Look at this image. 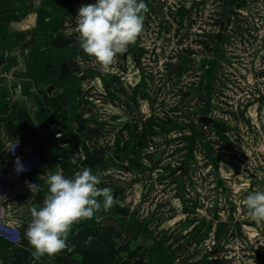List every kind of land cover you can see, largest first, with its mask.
I'll return each instance as SVG.
<instances>
[{
    "label": "crops",
    "instance_id": "obj_1",
    "mask_svg": "<svg viewBox=\"0 0 264 264\" xmlns=\"http://www.w3.org/2000/svg\"><path fill=\"white\" fill-rule=\"evenodd\" d=\"M154 1L158 8L160 5L158 0ZM161 1L166 2L165 5L171 6L172 4V0ZM95 2L96 0H0V172L4 173L8 179L11 191V213L16 215L20 226L23 227L20 228V233H17L12 241L14 252L9 264H81L80 256L69 257L63 251L55 257L44 256L35 260L31 256L32 249L28 244L25 231L31 220V208L36 206L39 209L48 194L47 176L50 173L61 171L66 178H71L76 171L85 167L91 168L93 174L99 172L101 184L98 187L110 188L115 202L107 212L98 213V215L104 216V220L100 223H97L93 218L74 225L68 243L78 233L94 230L99 238L93 239L90 244L84 243V247L100 248L102 238L117 237V234H122L124 237L129 233L131 236L135 235L129 241L133 245L141 247L139 258H142V252L143 250L145 252L146 246L143 244L144 239H141L143 235L134 234L135 232L130 229L127 231L128 224H133L132 226L138 233H143L145 228L153 230V235H150L157 246L152 250L148 249L151 251L149 255L153 256H151L153 263L162 264L163 259H169L168 264H227V259L220 258L227 257L229 253L219 251L216 254L217 252L214 251L215 248L227 241L225 238H221V231L216 235L211 234L215 236V248L208 250L212 251H205L202 248L199 255L194 254V250H196L194 248L200 242L198 239H202L203 235H206L197 229L204 230L206 225L209 229L211 226L207 221L203 222L209 212L203 215L200 220L193 219L194 225L191 226H195L194 229L197 231L190 230L183 240H180L181 237L178 236L168 238L169 232L167 236L156 233L154 231L156 227H150L151 224H148L147 218L159 202L163 203L164 210L167 209L166 205L170 202L166 197L172 194L173 189L168 183L161 184L165 179L159 178L161 182H157L159 179L155 173L136 175L128 172L124 169V160L114 158L117 149L124 146L126 139L124 137L119 139L118 134L122 131V135L125 134L126 137L128 133V130H124V124L122 128L118 124L123 120H127L128 124L131 121L139 123L138 119L140 117L143 119V112L140 111L139 116L133 114L132 116L131 112L125 114L124 108H119L120 106L115 109L111 107L113 112L119 113L120 119L115 121L108 110L107 105L110 102L106 101L108 104L105 103L103 106L102 103L105 101L98 103L99 101H95V98L89 94L93 86L92 79H82L85 69L93 68L96 65L91 57L83 55L79 47L75 19L81 5ZM146 5L149 10V7L154 4L147 1ZM164 9L167 11L166 8ZM185 12L184 9L179 10L180 27H183ZM148 14V12L144 13L145 22L152 20V17H147ZM151 36H153L152 32L149 33V30L144 27L142 33L143 40L145 39L142 42L144 47ZM148 47L146 46V48ZM151 52L153 53V49ZM207 54L209 53L199 52L194 54L193 59L195 62H203ZM202 103V99H199L198 106H201ZM98 112H101L102 115H99ZM218 118L222 123L231 120V124L237 129L234 134L235 138L230 135L231 141L235 144L234 148L228 147L226 140L223 143L224 148L228 147L227 150L225 149V153L220 154L223 165L216 168V165L207 159V157L215 158L213 146L207 144L206 153L203 143L193 140L196 149L192 153L195 159L191 168L192 172H195L197 163L201 165L207 161L209 163L205 170L209 183L208 198L219 193L221 179L225 181L228 179L226 171L230 160L226 154L229 151L232 152V160L239 162L246 169L248 168L246 162L248 159L245 157L253 151L244 143L248 136V127L245 124H249V121L239 120L237 124L234 113L231 115L229 112L221 113ZM242 118L251 120L258 116L247 113L244 117H240V119ZM31 123L33 124L31 125ZM187 127L190 125L187 124ZM206 134H209V139H216L212 127ZM182 143L184 142L182 141ZM12 144H17L14 153L10 152L9 148V145ZM173 148L181 157H187L188 153L186 154L181 145H175ZM171 150L172 146L166 153L168 159L171 158ZM73 155L77 156L76 164L69 163V158ZM17 157L20 158L26 169L21 173H17L15 170ZM188 157H191L190 154ZM257 169L260 170L261 167L257 166ZM220 172L223 174L220 175ZM200 173L198 172V175ZM257 173L256 175L259 174ZM186 183L184 193L187 194L186 196L191 194L194 197L196 192L190 190ZM144 193L149 199L144 198ZM210 194L212 195L210 196ZM100 199L102 200V198ZM142 200L146 202L136 218L133 213L134 208L139 206ZM21 207L24 213L18 211ZM205 207L209 208V200ZM171 208L169 211L165 210L163 214H168V217L179 214L178 209ZM109 217L114 218L119 225L125 227L124 231L118 232L119 228L116 226L113 228L114 224L106 221ZM168 226L171 232L175 228L178 231L187 229V227L184 228V225ZM100 227H103L102 230L105 233L98 232ZM160 227L163 228V226ZM109 231H111L109 235H106ZM209 236H207L203 247L209 238L213 239ZM180 243H183L184 247ZM251 243L255 248L252 251H247L248 253H244L240 249L228 251L232 255V262L228 261V263L240 264V259L247 257L243 254H250L251 257L253 254L258 255L256 248L258 242L251 241ZM188 250L193 252V256L188 253ZM251 257L246 260H251ZM255 264H259L257 259Z\"/></svg>",
    "mask_w": 264,
    "mask_h": 264
},
{
    "label": "flooded vegetation",
    "instance_id": "obj_2",
    "mask_svg": "<svg viewBox=\"0 0 264 264\" xmlns=\"http://www.w3.org/2000/svg\"><path fill=\"white\" fill-rule=\"evenodd\" d=\"M147 1H150L154 5L152 7H149V10L147 11L149 14L147 17H152L151 21H144V27L147 28L152 32L154 36V43L151 44L148 48L144 47L142 44L143 40L142 35L138 38L137 42L134 45H130L128 48V51L123 55H118L116 58V62L112 65L109 71L107 72H101L98 70V66L96 65L93 68L85 69V71L82 74L83 80H90L93 81V86L91 87L89 94L91 97L95 98V101H105L102 103L103 106H105L106 101L110 102L111 107L115 109V107L120 106L119 108H124V113H130V115H137L139 116L141 114V109L143 112V121L144 124L143 129L147 126V122L151 120L153 117H156L155 126L153 127L156 135H152L150 138L148 137L149 147L148 149H143L145 142L138 141L137 143L134 142L136 139V136L140 132V125L139 126H133L131 128V132H129L128 136L124 137L125 142L123 147H119L117 150V153L114 155L115 159L124 160V169L128 172L134 173V166L133 164L137 165H143L145 167H148V169L151 168L152 162L155 160H158L159 157H166L167 151L172 146V150L170 153L171 158L168 159L172 163H169V165H166V169L170 170L168 174H165V181H169V185L173 189L174 192V198L178 204V208H180V211H186L188 214V220L183 221L180 223L183 224L186 222L185 225H194L193 219L200 220L203 218V214L207 206V202L209 200L207 187L209 186L208 178L205 174V170L207 165H209L208 161L204 164L197 163V168L195 169V172L193 173L191 168L193 166V162H195L193 158V151L195 152V145L193 144V140L199 141L203 143V145L206 147V153H207V144H210L213 146L215 150V158H209V162L214 163L216 165V168L223 165V160L221 157V153H225V149L230 146L231 149L234 148V143L231 141L230 135L235 138V133L237 132V129L234 125L231 124V120H227V122H221L218 116L220 117V114L225 112L222 111L219 105L213 104V97L219 98L218 95H214L210 93L209 85H210V79H209V73L207 75L208 70L212 69V65L214 64V69H221L223 71V64H219L215 62V57H217V52H219L222 47L225 48L227 45V42L225 40L222 41L223 36H211L207 31L209 28H214L216 25L219 27L218 30H220L219 22H213L210 25H204L203 26V32L202 35L206 38H204L199 32L196 36H194L193 42L194 48H197L200 45V42L202 44H205L200 51H196L197 54L199 52L209 53L207 54L206 59L203 62H195L193 57L194 54L189 52L188 58L186 57L185 53L182 52V54H178V51L181 45L180 41H178L179 36L177 33L174 34V36L168 35L167 32H170L172 28L174 27V21L171 19H174L175 17H179L178 12L175 11V8H179L178 6H169L165 5L166 2L158 0V4H160L157 8L156 3L154 0H145V3ZM197 3H192L191 7L186 9V16L183 19L182 22L183 27H187V21L188 18H201L202 13L200 11L203 9V6L208 5L209 1L211 0H196ZM252 2H255L257 0H250ZM200 2L202 4H200ZM236 7H242L243 5L246 7V9L250 12V15L254 19V21H260L257 19V16H261L253 14V6H251V2L248 0H236ZM249 2V3H247ZM253 3V5H258ZM173 4V3H172ZM171 4V5H172ZM167 11H165V9ZM237 9V8H236ZM170 11V13H169ZM195 11V15L193 12ZM255 11L258 12V9ZM152 15V16H150ZM241 14L238 16L240 17ZM248 18V17H247ZM178 19V18H177ZM193 20V19H192ZM247 20V19H246ZM240 21V20H239ZM236 21L235 26L237 27L236 34H237V42L235 43L234 49H236V55L234 54V65L230 66L232 68H236L237 70V82H239V85H246L248 83L250 86L257 83V81H253L249 77H246V73L243 72L242 68L250 69L251 67H256L258 63H264V34L263 36H259L263 33L261 30H249L246 29L243 31L241 27V23H244L245 20H241L239 22ZM250 21V20H249ZM261 25L262 22H261ZM192 26V24H191ZM152 28V29H150ZM257 28V27H256ZM205 31V32H204ZM219 33V32H218ZM182 37L184 39H191L193 35L188 36V32L186 30L182 31ZM261 39V40H259ZM217 40V42L215 41ZM259 40V41H258ZM150 41V39H149ZM148 41V42H149ZM206 41H208V45L206 46ZM258 41L259 47L256 49H253L249 52H244V46L249 45L250 43L254 45ZM213 43V44H212ZM212 44V45H211ZM210 45V46H209ZM151 49H153V53L151 52ZM223 51L225 49H222ZM221 50V51H222ZM186 52V51H185ZM85 56L86 54L83 53ZM249 59V60H248ZM236 60V61H235ZM228 61V62H227ZM223 62L228 63L231 65L230 59H226L224 57ZM250 62V63H249ZM244 63V64H243ZM219 64V66H218ZM249 64V66H247ZM200 67H198V66ZM155 70L158 76V80L160 83V86H158V90H156L155 94L158 96L160 101H158L156 98L153 99L155 107L150 106V99H144L141 98L140 95H137L138 100H143L145 104L137 107L132 108L131 104L129 102H126L123 98V92L124 89L122 86H126L127 88H131V81L129 78L121 77L122 73H125L126 75L132 71H134L133 76H137L138 82L136 84H133L132 88H136V91L143 90V96H145L146 87L147 89H154L151 88L150 80H154L152 76L147 77L145 71ZM119 68V70H117ZM234 68V69H235ZM264 69V67H263ZM150 71V72H151ZM205 74L200 75V73ZM154 72L149 73L153 74ZM120 74V76L118 75ZM117 82V83H116ZM142 83V85H141ZM264 83V81H263ZM262 83V84H263ZM191 84V85H190ZM184 85V87H182ZM168 87L173 88V90H169ZM179 87H182L185 89V91L182 92L181 98H183L186 101H189L188 103H191V111L194 112L192 114L191 112L188 113L187 118L191 120L190 126L191 127H185L183 128L182 125H177L176 122L172 120L171 117L173 115V118L177 119V117L180 115L177 112L181 111L180 109L176 108L175 103L178 101L175 99L177 96L176 91H174V88L178 89ZM248 91H250V88H248ZM168 92V95L167 93ZM173 92V93H172ZM126 94V93H125ZM139 94V93H138ZM214 95V96H213ZM133 96V95H132ZM165 96V97H161ZM98 99V100H97ZM102 99V100H100ZM128 99H130V96H128ZM171 99L173 101H171ZM199 99H202L201 106H198ZM162 100L165 101V105L163 107L167 109L170 112V115H166L162 111L158 110V107L160 105V108L162 107ZM249 103L241 107L243 110H240L239 113L235 112V108H233V111H230L229 113H234V116L236 117L235 121L238 124L241 116H245V114L250 113L257 116V113L252 111V108L258 107L260 111H264V90H259V92L255 95H251L249 98ZM178 104V103H177ZM134 106V104L132 103ZM179 105V104H178ZM100 107V106H99ZM130 107V111L127 109ZM140 108V109H139ZM146 109H149V111H154L152 113H146ZM193 109V110H192ZM225 109V108H224ZM100 111V110H99ZM133 112V113H132ZM145 113V114H144ZM112 114V113H111ZM132 115V116H133ZM147 117V119H145ZM246 119V118H245ZM182 120V119H181ZM248 120V119H246ZM253 120V119H251ZM251 120H248L250 123H252ZM185 121V120H184ZM244 121V120H243ZM245 122V121H244ZM195 123V124H193ZM209 123V124H207ZM130 124L124 125V127H129ZM245 124V123H244ZM247 127L249 124H245ZM116 126V124H115ZM213 128V134L215 135L216 139L210 138L209 134L207 135V131H209V128ZM138 129V130H137ZM129 131V130H128ZM122 133V131H121ZM249 133V130H248ZM145 135H143L144 137ZM222 140V141H221ZM227 141V146L224 148V141ZM182 141L184 143H182ZM245 145H248L249 147H252L248 142H251L250 139L245 140ZM138 145V148H141L143 150V153H137L136 145ZM175 145H181L182 148L186 151V154L188 153L187 157H181L173 146ZM130 149L133 151H130ZM179 149V148H178ZM148 150V151H145ZM227 150V149H226ZM228 152V151H227ZM226 152V153H227ZM153 154V156H151ZM190 154L191 157H188ZM141 155V157H138ZM226 157L230 160L229 165H233L234 160L232 156V152H228L226 154ZM200 164V168L198 169V165ZM241 166V165H240ZM138 169V168H135ZM146 169L145 173H141L140 175H151L154 173V171H151V174L148 173L149 171ZM215 171V170H213ZM198 172H201L198 175ZM161 178V175L157 176V179ZM156 179V178H155ZM156 179V180H157ZM157 182H161V180H157ZM185 182L190 188V190H194L196 194H194V197L189 194L184 193L185 191ZM227 180L221 179V185L220 192L225 191V189L229 190L227 187ZM251 186H257L255 183H251ZM235 191V189H234ZM149 199V198H146ZM146 201L142 200L139 206L134 208V216L137 218L138 214L141 212L142 207L144 206V203ZM163 203L159 202V205L155 208L153 212H151L150 216L147 218L148 224L154 223V220L164 213V207L162 206ZM132 217V215H131ZM133 221V220H132ZM202 221V220H201ZM200 221V222H201ZM198 225V223H195ZM129 225V224H128ZM133 225V224H131ZM123 226L119 225V231H124ZM156 233L159 235H166L168 234V231L165 229H154ZM136 232V230H135ZM190 231H187L189 233ZM192 232V231H191ZM144 232H136L134 234H137L139 236L143 235ZM124 235L125 241H128L130 239H133L131 237ZM193 235V234H192ZM133 237L135 235H132ZM202 239H198L200 241L194 250L195 255H199L202 251L203 244L205 243L207 236L209 235H203ZM198 238V236L196 235ZM115 240V237H113ZM190 245V244H189ZM207 251H212L207 250ZM214 251H217L216 254L219 253L217 249Z\"/></svg>",
    "mask_w": 264,
    "mask_h": 264
},
{
    "label": "rangeland",
    "instance_id": "obj_3",
    "mask_svg": "<svg viewBox=\"0 0 264 264\" xmlns=\"http://www.w3.org/2000/svg\"><path fill=\"white\" fill-rule=\"evenodd\" d=\"M248 1L252 3L251 6H253V9H252L253 14L261 15V16H257V19L261 20L263 25H261L260 21H254V19L250 15V12L246 9L244 5L242 7H236V3H237L236 0H211L209 1L208 5L203 6V9L200 11V13H202L201 18H196V19L192 18L193 20L188 18L187 27H180L179 17L174 16V19H171L172 21H174V27L172 28L170 32H167V34L171 36H174L175 33L178 34L179 36L178 41L181 40L180 46H182L178 48L179 49L178 54H182V52H184L186 57L188 58V56L190 55V54L188 55L189 52L194 54L196 53V51H200L202 47L205 45L200 42V45L197 48H194V43L190 44L191 42H193L195 38L194 36H196L198 32L199 34L202 35V33L200 32H203L204 25H210L214 21L219 22L218 24L220 25V30H218L219 27L216 25L213 29L212 28L207 29V31H209L208 33L211 36H216V37H218V35L223 36L222 41L225 40L227 42L226 47L225 48L222 47V49H225V50L223 51L221 49L222 51L220 50L219 52H217L218 53L217 57H215L216 63L219 62V64H223V71L221 69H214L215 65L213 64L212 69L208 70L207 75L209 73L210 93L219 96V98L213 97V100H212L213 104L219 105L221 110L225 112L233 111V108L236 107L235 112L239 113L240 110H243L242 108H240V106L241 107L246 106L250 101L249 98L251 95L253 96L257 94L259 90H264V83H263L264 63L263 62L258 63L256 67H251L250 69L242 68L243 72L246 73V77L250 76V79H252L254 82L257 81V83L253 84L252 86H250L248 83H246V85L244 86L243 85L240 86L239 82H237L236 68L234 67L235 68L234 69L230 67L234 65L233 64L234 63L233 61L235 59L234 54L236 55V49H234V47H235V43L238 40L237 34H236L237 27L235 26L237 20L238 21L239 20L241 21L242 19L245 20L244 23H241L239 21L241 24L240 28L243 31H245L246 29L261 30L263 31V33L260 34L259 36H263L264 34V0H257L256 3L250 0ZM197 2L198 1L196 0H172L173 4L171 6H176V7L178 6L179 8H175V11L178 12L179 14L180 9L186 10L191 7L192 3H197ZM253 3L258 4V5H253ZM200 4L202 3L200 2ZM256 9H258V12L255 11ZM194 13L195 11L193 12V14ZM239 14H241L240 17L238 16ZM184 30L188 32L189 37L190 35H193V37L191 39H184L182 37V31ZM149 39L150 41L146 44L147 47L154 43V36L149 37ZM215 41L217 42V40ZM258 41L254 45L250 43L249 45L244 46V52L246 53V52L252 51L253 49L258 48L259 47ZM208 44H209L208 41H206V46ZM224 57H226V59H230L231 65L223 62ZM247 66H249V64ZM147 68H149V71L148 70L145 71L147 73L146 76L153 77L154 80H150V84H151L150 86L151 88H154V89L153 90L150 89L149 91V89H147L146 87L145 96L142 95L143 94L142 89L140 91H136V88L135 89L132 88L133 87L132 83L136 84L138 82V80L136 79L137 76H133L134 74H132L134 73V71L130 72L129 75L128 74L126 75L125 73L121 74V77L129 78L131 81V86H130L131 88H127L126 86H122V88L124 89V92H123L124 100L126 102H129L133 109L145 104V102H143L144 99H150V106L152 108L156 106L154 105V101H153L154 98L160 101L158 96H156L155 94L156 93L155 91L159 89L158 86H160L158 76L157 74H155L156 73L155 70L151 71L150 67L148 66ZM117 70H119V68ZM150 71L154 73L149 75V73H151ZM202 73L204 72L201 71L200 75H204V77H206V75ZM118 75L120 76V74ZM182 87H184V85H182ZM182 87H179L178 89L174 88V91H176L177 93V96L175 99L178 101L177 103L179 104L178 105L177 103H175V105H176V108L181 110L180 112L179 111L177 112L180 115L177 117V119L173 118V115L169 117H171L172 120L177 123V125H182L183 128H185L187 127V124L190 125L191 123V120L187 118L188 113L191 112L192 114H194V112L191 111V107H192L191 103H188L189 101H186L183 98H181L182 92L185 91V89ZM248 88H250V91H248ZM168 89L173 90V88L171 87H168ZM166 93L168 95V92ZM137 95H140V97L144 99L138 100ZM128 96H130V99H128ZM161 97H165V96H161ZM171 101L173 100L171 99ZM132 103L134 104V106L132 105ZM161 103H162L161 104L162 107L160 108V105H159L158 110L162 111L167 116L170 115V112L163 107V105L166 104L165 101L162 100ZM107 106H108V110L112 113V116L114 117L115 121L120 119L118 117L119 113L113 112V108H111L110 105H107ZM127 109L129 111L131 110L130 107H128ZM142 110L143 109H141V111ZM252 111L254 113L255 112L257 113L258 118L251 120L252 123L249 122V125H248L249 133H248L247 139L251 140V142H248V143L252 146L251 149H253V151L250 154H248V156L245 157L246 159H248L246 161L248 168L244 169L242 166H239L240 163L239 162L237 163L236 161L233 163V165L231 166L229 165L230 168L227 167V171H226V174L228 176L227 187L229 190L225 189V191H222L218 193L217 195L209 198L208 211H205L203 215L207 214L208 212L209 213L203 222L207 221L208 224L211 226H209V229L207 225L205 226L204 230L197 229L199 232H203V234H207L209 232V235L211 234L216 235V233L221 231L220 232L221 238H225L227 241L223 242L221 246H218L217 248H215V245H214L215 236L211 235L209 237L213 239L211 240L209 238L208 242L204 245L203 250L207 251L209 248L211 249L215 248L218 251H221V252L223 251V253L224 251L229 253L227 257L222 256L220 258L222 260L227 259V264H229L228 261L230 263L232 262V255L230 252L236 249H240L244 253L250 250L252 251L255 248V246L251 245L252 244L251 241L258 242L256 243L258 244V246H256V248L258 249V255L252 253L253 256L251 257L250 254H243V255H246L247 257H242L240 259V262H241L240 264H255L256 259L258 260L259 264H264V223L258 224L255 221H253L250 218L248 214V210L244 205V200L246 199V196L250 194L252 191H256V190L264 191V111H260L258 107L252 108ZM152 112L154 111H149V109H146V113L149 114ZM98 114L102 115L101 112H98ZM143 119L140 117V119H138L139 123H135L134 121H131V124L133 126L140 125L141 127L140 132L136 136V139L134 140V142L137 143L138 141H143L145 142L143 149H148L149 147L148 137L150 138L152 135H156L155 133H158V132H155L153 129V127L155 126V121L157 119L156 117H153L151 120H149L147 122V126L144 129H143L144 124L141 123ZM242 120H244L245 122L248 121L245 118ZM32 124L33 123H31V125ZM123 124L126 125L127 120L121 121L118 125H120L122 128ZM131 124L129 127H126V129L124 127V130H129L128 133L132 131L131 128L133 126ZM128 133L126 134V137L128 136ZM122 134L123 133L121 132L118 134L119 139H121L122 137H125V134L124 136ZM143 135L145 136L143 137ZM237 143L239 144L238 141ZM135 145H136L135 147L137 149L136 150L137 153H143V150L141 148H138L137 144ZM130 151H133V149L132 150L130 149ZM145 151H148V150H145ZM151 156H153V154H151ZM138 157H141V155H139ZM169 163H172V162L169 161L167 157H164L163 155L162 157H159L158 160H155L154 162H152L150 169H148V167H145L143 165H133L134 171H135L134 174L138 175L141 173H145L143 171L148 169L149 170L147 171L148 173L151 174V171H154L155 175H161V179H165V174H168L170 172V170L166 169L167 168L166 165H169ZM257 166L261 167V169L258 170ZM135 168H138V169H135ZM257 171L259 174L257 173ZM256 173L258 175H256ZM219 174L222 175L223 173L220 172ZM165 183L169 184L170 182L163 181L161 184H165ZM251 183H255L257 184V186H251L252 185ZM211 195L212 194H210V196ZM144 198L146 199L149 197L145 195L144 193ZM166 199L170 203L166 205L167 209L165 210L169 211L171 207H174L175 209H178L179 214L177 215L173 214V215H170V217H168V214H165V215L163 214L160 217L156 218L154 220V223L151 224L150 227L153 226V227L160 229L161 228L160 226H163L162 229H165L166 231L169 232L168 238H171V236L172 237L178 236V237H181L180 240H183V237L186 236L187 231L194 229L195 226L185 225L186 222H184L181 225H184V228L187 227L185 231H183L184 229H179L178 231L177 228H175L171 232L169 230L168 225H180L181 222L188 220V214L186 213V211H180V208H178V204L174 198V192H172V194H169V196H167ZM235 225H237L236 226L237 228L235 227ZM21 227L22 225L18 228V233H20L21 229L23 228ZM102 228L103 227H100L98 232L99 233L101 232L103 234L105 233V231H103ZM239 228L241 229L239 230ZM197 230L194 229V231H197ZM110 232L111 231H109L106 235H109ZM150 234L153 235V230H148V228H145V233L141 237V239H144L143 244L146 245L145 252L143 250L142 252L143 254L141 256L142 258H139L140 254L138 257L133 258L134 261H138L140 264L141 263L142 264H156V263H153V259L151 258L152 254L149 255L151 251H149L148 249L150 248L152 250V248L157 246L156 242L153 240ZM117 235L118 236L115 237V241L120 246V244L124 243L125 238L123 237L122 234H117ZM109 238L110 236L106 237V239H109ZM238 242H241V243L239 244ZM180 245L184 247L183 243H180ZM138 246H136V244L135 245L132 244V249L133 250L137 249ZM226 246H228V248H225ZM188 253L191 256H193L192 251L190 252L188 250ZM255 256L257 257L256 259H255ZM249 257H251V260L249 259L246 260V258H249ZM129 258L130 257L127 254L123 255L114 264H123V262ZM168 263H169V259H163L162 264H168ZM193 264H196V263H193Z\"/></svg>",
    "mask_w": 264,
    "mask_h": 264
},
{
    "label": "clouds",
    "instance_id": "obj_4",
    "mask_svg": "<svg viewBox=\"0 0 264 264\" xmlns=\"http://www.w3.org/2000/svg\"><path fill=\"white\" fill-rule=\"evenodd\" d=\"M147 11L145 0H96L81 5L75 19L80 49L93 59L99 71H109L117 56L125 54L142 35ZM16 147L17 144L9 145L10 152L14 153ZM69 163L76 164L77 156L70 157ZM15 170L17 173L26 170L19 157ZM46 183L48 194L39 209L31 208V220L25 231L35 260L55 257L65 249L70 251L68 239L73 226L93 218L100 223L104 216L98 213L107 212L115 202L110 188L98 187L99 172L93 174L88 167L76 171L71 178L61 171L50 173ZM244 205L253 221L264 223V191H252ZM93 239L87 237L85 244Z\"/></svg>",
    "mask_w": 264,
    "mask_h": 264
},
{
    "label": "trees",
    "instance_id": "obj_5",
    "mask_svg": "<svg viewBox=\"0 0 264 264\" xmlns=\"http://www.w3.org/2000/svg\"><path fill=\"white\" fill-rule=\"evenodd\" d=\"M89 236L94 237V240L99 238L94 230L82 231L68 243L71 250L65 249L63 253L69 257L80 256L81 264H114L120 257L126 254L130 258L126 259L123 264H140L138 261H134L133 258L139 256L141 247L133 250L132 242H124V244H120L119 246L113 237L109 239L104 237L101 239L100 248H85L84 243ZM13 252V242L8 241L0 234V264H9Z\"/></svg>",
    "mask_w": 264,
    "mask_h": 264
},
{
    "label": "built area",
    "instance_id": "obj_6",
    "mask_svg": "<svg viewBox=\"0 0 264 264\" xmlns=\"http://www.w3.org/2000/svg\"><path fill=\"white\" fill-rule=\"evenodd\" d=\"M36 160V158H34ZM29 162L30 159H28ZM8 179L4 173L0 172V234L8 241H13L17 233L20 223L16 215H12V207L10 204V193ZM24 213L22 207L18 209Z\"/></svg>",
    "mask_w": 264,
    "mask_h": 264
},
{
    "label": "water",
    "instance_id": "obj_7",
    "mask_svg": "<svg viewBox=\"0 0 264 264\" xmlns=\"http://www.w3.org/2000/svg\"><path fill=\"white\" fill-rule=\"evenodd\" d=\"M207 124H209V123H207ZM107 222H110L112 225L114 224V226H112L113 228H119V224H118V222H117V220H115L114 218H112V217H109L107 220H106ZM116 226V227H115ZM131 230L132 232H135V228L131 225V224H129L128 225V227H127V231L128 230ZM126 231V233H128ZM136 233V232H135ZM129 234V233H128ZM129 237H132L130 234L128 235ZM215 252H217V251H215ZM212 255H213V253H212Z\"/></svg>",
    "mask_w": 264,
    "mask_h": 264
}]
</instances>
